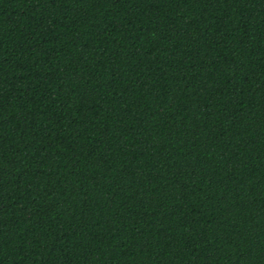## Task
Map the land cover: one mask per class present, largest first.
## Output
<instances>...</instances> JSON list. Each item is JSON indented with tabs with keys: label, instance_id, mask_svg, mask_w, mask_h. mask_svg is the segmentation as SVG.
I'll return each mask as SVG.
<instances>
[{
	"label": "trees",
	"instance_id": "16d2710c",
	"mask_svg": "<svg viewBox=\"0 0 264 264\" xmlns=\"http://www.w3.org/2000/svg\"><path fill=\"white\" fill-rule=\"evenodd\" d=\"M0 264H264V0H0Z\"/></svg>",
	"mask_w": 264,
	"mask_h": 264
}]
</instances>
